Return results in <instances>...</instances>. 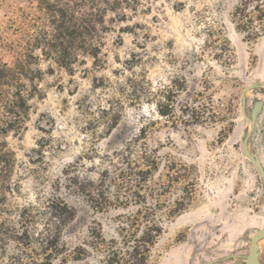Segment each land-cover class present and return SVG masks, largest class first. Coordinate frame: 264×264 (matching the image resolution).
Segmentation results:
<instances>
[{"label": "rangeland", "instance_id": "1", "mask_svg": "<svg viewBox=\"0 0 264 264\" xmlns=\"http://www.w3.org/2000/svg\"><path fill=\"white\" fill-rule=\"evenodd\" d=\"M240 1L138 0L135 11L120 9L125 20L107 12L102 66L85 56L70 74L39 56V95L28 100L25 128L5 137L13 161L0 174V264L27 255L37 264L93 263L96 231L118 238L144 205L162 226L148 264H245L249 238L264 225V201L241 143L250 124L240 101L257 84L245 93L247 115L262 101L248 148L264 167V32L250 38L237 28ZM32 18L46 21L38 0H0V60L13 59L8 45L32 30ZM130 165L149 169L135 188L144 198L116 200L121 185L137 180ZM51 196L74 216L47 262L38 242L51 222ZM24 230L29 246L15 239ZM258 259L264 264V243Z\"/></svg>", "mask_w": 264, "mask_h": 264}, {"label": "trees", "instance_id": "2", "mask_svg": "<svg viewBox=\"0 0 264 264\" xmlns=\"http://www.w3.org/2000/svg\"><path fill=\"white\" fill-rule=\"evenodd\" d=\"M137 3L138 0H38L39 9L46 21L38 25V21L32 18L27 22L32 30L24 31L15 45H8L13 59L9 63L0 60V174L7 176L13 161V151L8 147L5 137L9 133L19 134L25 128L28 100L39 95L38 81L43 73L38 66L39 56L52 60L70 74L74 71V64H84L85 56L92 58L95 67L102 66L104 60L100 54L104 44L103 37L110 30L105 20L107 12L114 13L110 20L122 21L126 19L123 10L128 8L135 11ZM121 8L124 9L121 11ZM234 17L237 28L248 37L261 35L264 32V0H241L235 7ZM35 50H39L40 54H35ZM159 112L161 115L167 114L165 110ZM127 168V173L138 176L137 180L135 183L126 182L121 185L128 193L125 195L123 190V197L118 193L115 199L137 202L135 197L144 196L135 188L141 186L143 178L140 175L149 172V169L136 170L131 165ZM83 186L80 182L75 183L78 192L94 197L92 191ZM100 192L96 191L95 195ZM46 207L49 209L51 222L43 225L44 231L38 244L49 262L61 248L58 239L65 218H73L74 211L64 200L54 196L46 200ZM119 230L118 238L111 237L108 240L102 237L101 230L96 231L90 250H95L97 255L93 263L86 264L149 263L151 247L162 231L155 209L148 205L138 208L136 214L123 223ZM29 238L25 230L15 236L18 245L29 246L30 242H26ZM85 252L87 249H80V253ZM26 257L29 259L25 261L20 258V264H37L32 256ZM38 264L45 263L41 261Z\"/></svg>", "mask_w": 264, "mask_h": 264}, {"label": "water", "instance_id": "3", "mask_svg": "<svg viewBox=\"0 0 264 264\" xmlns=\"http://www.w3.org/2000/svg\"><path fill=\"white\" fill-rule=\"evenodd\" d=\"M257 84L253 83L250 85H247L241 93V101H240V108L241 112L243 115L247 118L250 127L247 129L246 133L243 135V138L241 140L243 150L247 157L250 159V161L254 164L257 173L262 181L263 184V190H262V201H264V167L263 164L261 163L260 159L254 154L249 151L248 148V141L249 137L251 134V130L255 124V120L257 118V115L260 111L262 101L257 100L254 102L251 111L249 115L246 114L245 112V106H246V97L245 93L248 89H251L252 87L256 86ZM262 86H264V83H261ZM264 236V225L261 227L257 228L250 236L249 238V243H248V251L245 255V264H259V259H258V248L259 245L257 244V241L259 238Z\"/></svg>", "mask_w": 264, "mask_h": 264}, {"label": "bare ground", "instance_id": "4", "mask_svg": "<svg viewBox=\"0 0 264 264\" xmlns=\"http://www.w3.org/2000/svg\"><path fill=\"white\" fill-rule=\"evenodd\" d=\"M263 243H264V236L261 237V238H259L258 241H257V244H258V245H261V244H263Z\"/></svg>", "mask_w": 264, "mask_h": 264}]
</instances>
